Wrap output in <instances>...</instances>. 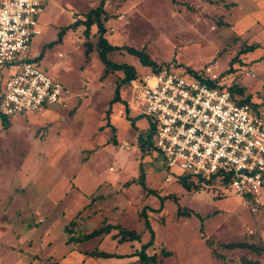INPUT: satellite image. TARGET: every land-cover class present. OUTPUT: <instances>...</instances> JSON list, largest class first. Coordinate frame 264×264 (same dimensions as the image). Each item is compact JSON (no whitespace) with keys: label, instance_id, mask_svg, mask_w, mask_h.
Masks as SVG:
<instances>
[{"label":"rangeland","instance_id":"374dc122","mask_svg":"<svg viewBox=\"0 0 264 264\" xmlns=\"http://www.w3.org/2000/svg\"><path fill=\"white\" fill-rule=\"evenodd\" d=\"M101 2L46 0L42 34L20 55L42 54L37 66L72 96L42 113L0 115V264H143L137 252L151 237L144 208L155 232L147 253L157 254L158 264H242L257 255L264 261V186L253 215L220 177L191 192L177 179L165 182L145 106L127 105L135 92L122 71L104 75L97 26L84 34L82 20ZM104 9L106 37L117 46L107 53L112 61L135 66L138 75L167 69L187 78L206 77L211 67L253 93L264 115V0H106ZM253 44L254 51H243ZM128 48L145 50L157 68ZM6 77L0 68V98ZM118 84L121 99L112 101ZM116 224L139 232L141 241L121 242L111 228L68 242ZM246 242L255 249L224 246ZM94 249L112 257L89 256Z\"/></svg>","mask_w":264,"mask_h":264},{"label":"built area","instance_id":"2783aa9c","mask_svg":"<svg viewBox=\"0 0 264 264\" xmlns=\"http://www.w3.org/2000/svg\"><path fill=\"white\" fill-rule=\"evenodd\" d=\"M45 3L0 0V68L7 72L0 115L42 113L48 106H66L72 96L36 62L20 56L42 34L38 16ZM206 72L216 86L167 69L140 74L129 81L135 96L127 105H144L151 118V146L165 161V182L187 175H228L229 187L255 215L264 186V115L249 103L236 102L227 76L211 67Z\"/></svg>","mask_w":264,"mask_h":264},{"label":"trees","instance_id":"16d2710c","mask_svg":"<svg viewBox=\"0 0 264 264\" xmlns=\"http://www.w3.org/2000/svg\"><path fill=\"white\" fill-rule=\"evenodd\" d=\"M175 1V0H173ZM106 0H102L101 5L97 7L96 9L90 10L86 14V18L82 20V24H84L85 29H84V34L86 37L90 36L91 33V27L92 26H97V33H98V41H97V48L99 52V57L100 60L104 63L105 68H104V75H107L110 72L114 71H122L124 73V78L122 82L127 83L130 80L134 79L135 77L138 76L136 72L135 66L128 64V63H121V62H115L112 61L107 57L108 51H111L115 49L117 46L109 43L106 33H107V26H106V21H107V16H106V10L104 9ZM73 28H77V23H74L72 25ZM64 31L59 32L58 40H60L63 36ZM87 44V50H86V55L88 56L91 49H92V44L90 41L86 42ZM257 48L256 45H248L246 48H244L243 51L250 52L254 51ZM128 50L136 55L142 65L144 66H151L152 68L156 69L157 68V63L148 55V53L145 52V50H137L134 48H128ZM42 57V54H40L35 60H30L35 62L37 59H40ZM194 78L201 80L203 82H207L210 86H216V82L212 81L211 79H208L206 77H201L198 74H195ZM120 90L121 86L118 84L115 88L114 91V96L112 98V101H117L120 100ZM229 90L231 91L232 95L234 96L236 102L238 104H246L249 103L254 108H259L257 104L252 102V99L254 97L253 93H247V89L245 90V87L243 85L240 86H233L231 85L229 87ZM246 92V93H245ZM128 112V109L126 110ZM115 142V141H114ZM220 177V181L222 185L229 187L230 183V177L228 175H225L224 177H221L220 174H213L209 177L203 176V175H187L183 177L177 178V182H179L185 189H187L189 192L191 191H198L200 190V186L205 183V182H214L217 180V178ZM139 183L145 184V174L143 172V169H141V174L139 177ZM150 192V193H154ZM141 217L145 220L146 227L150 230L151 232V237L149 241L146 243H142L140 250L137 252V256L139 257L140 261L143 262V264H158L157 260V254H148L147 249L150 248L154 244L155 240V232L150 224V221L148 219V215L146 213L145 208L141 211L140 213ZM111 228H117L118 229V237L119 241L121 242H127V241H141V235L139 232H137L134 229H127L123 227L120 224L116 225H107L105 227H101L100 229H95L91 232L84 233L82 236H70L68 239V242H81L85 240L92 239L96 236L101 235L104 232L109 233L111 231ZM225 247L227 248H246L250 247V244H245V243H227L224 244ZM89 256L92 257H101V258H108L112 257V254L103 251V250H98L94 249L91 252H88ZM242 264H260L258 261H252L246 258L242 259Z\"/></svg>","mask_w":264,"mask_h":264},{"label":"crops","instance_id":"0c3cea01","mask_svg":"<svg viewBox=\"0 0 264 264\" xmlns=\"http://www.w3.org/2000/svg\"><path fill=\"white\" fill-rule=\"evenodd\" d=\"M247 73V72H246ZM247 88V87H246ZM250 93V92H249ZM255 97H253L252 100H254ZM263 232V235H264V231ZM250 234H254V230H253V233H250ZM246 244H249L246 242ZM249 248V249H255L253 246H250V247H246V249ZM263 250H261L262 252ZM261 256V255H260ZM260 256L257 255V258H246V259H249V260H252V261H258L260 264H264V261L260 258ZM262 257V256H261Z\"/></svg>","mask_w":264,"mask_h":264}]
</instances>
